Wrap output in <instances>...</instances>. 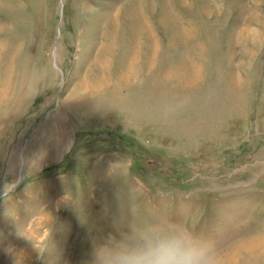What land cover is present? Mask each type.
Segmentation results:
<instances>
[{
  "label": "rangeland",
  "instance_id": "rangeland-1",
  "mask_svg": "<svg viewBox=\"0 0 264 264\" xmlns=\"http://www.w3.org/2000/svg\"><path fill=\"white\" fill-rule=\"evenodd\" d=\"M3 187L0 264H88L156 213L264 264V0H0Z\"/></svg>",
  "mask_w": 264,
  "mask_h": 264
},
{
  "label": "clouds",
  "instance_id": "clouds-1",
  "mask_svg": "<svg viewBox=\"0 0 264 264\" xmlns=\"http://www.w3.org/2000/svg\"><path fill=\"white\" fill-rule=\"evenodd\" d=\"M110 178L114 177L110 175ZM64 197V204L74 207L72 200ZM4 198L3 187L0 188V199ZM44 209L24 224L17 225V235L28 240L40 255L42 244L48 242L57 247L56 234L67 231L66 225L54 218L45 206ZM117 224L119 238L93 244L88 264H224L223 256L213 242L164 213L154 214L151 220L143 221L129 231L123 230L122 222ZM33 225L37 236L47 231L44 240L33 239L25 233L24 230Z\"/></svg>",
  "mask_w": 264,
  "mask_h": 264
},
{
  "label": "bare ground",
  "instance_id": "bare-ground-1",
  "mask_svg": "<svg viewBox=\"0 0 264 264\" xmlns=\"http://www.w3.org/2000/svg\"><path fill=\"white\" fill-rule=\"evenodd\" d=\"M246 37H248V35ZM100 71L104 72L103 67H101ZM180 74L182 76H185L186 75L188 79H191L192 78L190 71H187L185 69H182L180 71ZM91 80H92V83L94 84V86L99 87V86L103 85V83L105 82L106 78H105V76H102V75L90 77L88 79L85 78L84 81L81 82L82 85H80L79 88L80 89L81 88H85L87 85H89V81H91ZM261 244L264 245L262 239H254V240H251V241H249L247 243H244L242 245V247H241V250H246V251L253 250L256 247L260 246Z\"/></svg>",
  "mask_w": 264,
  "mask_h": 264
}]
</instances>
